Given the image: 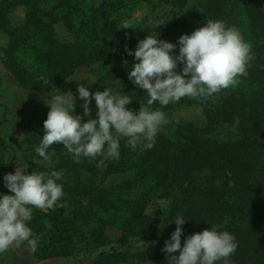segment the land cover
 I'll return each instance as SVG.
<instances>
[{
  "label": "trees",
  "instance_id": "1",
  "mask_svg": "<svg viewBox=\"0 0 264 264\" xmlns=\"http://www.w3.org/2000/svg\"><path fill=\"white\" fill-rule=\"evenodd\" d=\"M133 2L152 7L153 16L133 22L128 13ZM163 7L185 30L190 24L196 29L205 26L209 19L239 26L254 55L248 74L207 100L184 97L166 106L155 102L151 108L165 115L180 107H196L204 122L167 119L151 149H132L121 139L119 159L105 160L98 167L101 158L82 157L77 163L63 145L55 144L49 149L55 154L47 160L52 167L31 164L30 174L60 172L56 182L64 193L53 209H33L28 226L38 240L33 253L37 261L67 259L88 248L96 251L92 264L133 260L171 264L163 249L179 215L186 220L181 225L182 246L190 235L219 225L218 231L231 233L238 245L230 264H264V0H0V31L9 37L8 47L0 48V59L29 92L39 90L44 82L60 88L80 71L90 70L97 75L88 89L91 93L110 88L113 94L128 95L132 102L126 107L138 112L149 97L128 73L138 62L134 57L138 42L154 33V14ZM20 8L26 13L25 23L15 26L11 16ZM126 23L130 28H124ZM59 26L72 39H61ZM106 65L105 72L96 70ZM182 69L179 63L176 72ZM2 88L0 74V128L12 112ZM89 107L91 118L97 119L94 99ZM49 110L36 127L28 128L23 142L12 143L0 134V158L11 157L6 171L0 166V195L12 194L4 176L15 173L20 153L43 159L35 149ZM83 112L76 104L73 115L87 122ZM121 174L128 178L120 184L108 183ZM155 200L167 202L162 217L148 212ZM137 243L147 249L135 254L125 250Z\"/></svg>",
  "mask_w": 264,
  "mask_h": 264
},
{
  "label": "clouds",
  "instance_id": "2",
  "mask_svg": "<svg viewBox=\"0 0 264 264\" xmlns=\"http://www.w3.org/2000/svg\"><path fill=\"white\" fill-rule=\"evenodd\" d=\"M124 28L130 27L126 23ZM178 43L179 55L174 56L176 45L159 40L156 33L138 42L134 52L138 62L132 66L128 77L149 97L138 112L126 107L132 102L128 95L113 94L110 88L91 93L80 84L77 91L84 101L83 115L89 117L87 122H82L80 115H73L76 101L73 94L53 93L51 99L44 101L50 110L36 153L47 161L55 154L49 149L61 144L77 163L82 157L101 158L99 167L105 160L119 159L121 139H126L132 149L138 146H142L141 150L151 149L159 130L168 123L162 110L151 108L155 102L166 106L184 97L207 100L213 94L236 86L239 77L247 76L248 66L254 59L250 43L245 42L235 27L221 20L209 19L205 26L190 35H182ZM128 54L133 55L131 51ZM178 63L183 64L179 74L175 71ZM93 99L98 108L97 119L91 118L89 105ZM27 169V164L20 165L14 174L4 176L5 185L13 195H0V253L21 246L34 253L38 240L28 226L33 209H53L64 195L62 185L56 182L61 178L60 172L26 174ZM185 221L179 215L175 218L177 227L165 242L163 251L169 254L171 264H217L220 261L230 264L229 257L238 247L231 233L218 231L220 226L214 225L210 230L190 235L182 246L181 225ZM177 252L178 255H173Z\"/></svg>",
  "mask_w": 264,
  "mask_h": 264
},
{
  "label": "rangeland",
  "instance_id": "3",
  "mask_svg": "<svg viewBox=\"0 0 264 264\" xmlns=\"http://www.w3.org/2000/svg\"><path fill=\"white\" fill-rule=\"evenodd\" d=\"M160 10V9H159ZM160 13L154 14V26L155 33L159 40H164L169 43L176 45L175 50L172 55L176 56L179 46V38L184 34H191L196 27L194 24H190L189 29L181 28V21L176 18H169L170 13L169 8H161ZM130 18L133 22L140 20L143 16H153V8L146 6L144 4L133 2V6L129 10ZM26 13L23 8L18 9L11 16V22L15 26H20L25 23ZM240 32V27L236 28ZM58 35L61 39H72L71 33H69L64 26L57 27ZM9 45V37L6 33L0 31V48L6 49ZM107 65L101 68L97 67L96 70L100 72H105L107 70ZM179 63L175 71L178 69ZM0 74L3 76V88L2 92L4 94L5 102L10 106L12 112L10 113L9 122L0 128V134L4 136L7 140L12 143L23 142L27 139L28 128H34L38 125L39 119L49 110V107L44 103L45 100L52 98V94L57 91L61 93L71 92L76 98L75 105H83L84 101L79 98V93L77 88L80 84H83L86 88H90L92 82H94L95 77L91 75L90 70L80 71L75 79H82L80 81L71 80L69 83L65 84L60 88L51 87L48 82H44L39 90L29 92L24 90L19 83L14 79V77L8 72L2 60L0 59ZM177 102H170L169 104H176ZM166 118L175 122H193L196 124H202L204 122V116L200 109L196 107H180L178 110L170 111L166 114ZM3 116L0 115V122ZM11 157L6 155L0 158V166L6 171V166L10 163ZM28 165L26 174H30V165L36 164V166H47L52 167L51 163L45 161L44 159H38L32 157L28 154L20 153V159L16 163V168L20 165ZM15 168V171H16ZM128 175H116L109 179L108 183L110 185L120 184ZM13 195V193L11 194ZM166 201L155 200L148 208V212L154 217H162L166 213ZM115 234V233H112ZM147 246L144 243L133 244L130 247L125 248V250L131 254H135L140 250H146ZM96 251L91 249H83L78 251L74 256L62 259L55 258L45 261H37L33 255L30 253L26 246H21L20 248H9L6 252L0 255V264H92L93 258ZM128 264H151V263H138L131 261Z\"/></svg>",
  "mask_w": 264,
  "mask_h": 264
}]
</instances>
